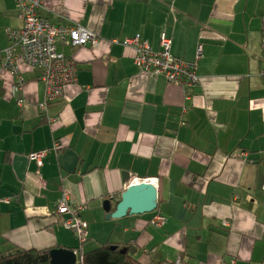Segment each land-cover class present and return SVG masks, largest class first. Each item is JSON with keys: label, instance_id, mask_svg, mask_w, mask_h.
I'll return each mask as SVG.
<instances>
[{"label": "crops", "instance_id": "0c3cea01", "mask_svg": "<svg viewBox=\"0 0 264 264\" xmlns=\"http://www.w3.org/2000/svg\"><path fill=\"white\" fill-rule=\"evenodd\" d=\"M39 16L98 44L62 50L78 71L49 106L52 127L39 71L19 62L21 88L0 71V253L75 251L56 214L67 193L83 206V253L109 244L138 264H264V0H47ZM21 27L16 3L0 0V65L7 29ZM135 37L153 51L169 40L196 64L198 87L142 72L135 49L112 42ZM125 175L158 179L156 210L107 220L103 203L115 210Z\"/></svg>", "mask_w": 264, "mask_h": 264}, {"label": "built area", "instance_id": "2783aa9c", "mask_svg": "<svg viewBox=\"0 0 264 264\" xmlns=\"http://www.w3.org/2000/svg\"><path fill=\"white\" fill-rule=\"evenodd\" d=\"M20 12L22 27L18 30L7 29L10 45L3 52L0 71L11 72L21 88L24 80L18 70L19 62H24L36 71H39V81L43 84V101L39 105V112L44 114L48 126L56 122V119L48 115L49 106L63 97L64 87L75 83L77 78V66L73 58L63 53L64 48H79L87 45L98 44V36L92 31L80 25H51L39 16L47 0H13ZM135 49V65L144 73L154 76H164L172 84L183 88L195 89L200 80L197 75V67L194 62H185L170 53V42L161 39L160 50L153 51L147 43H142L138 37L123 41H112ZM261 49L264 52V17L261 20ZM200 58V49L197 59ZM264 80V70L259 73ZM186 97H189L186 95ZM21 105V101L19 102ZM57 151V144L52 146ZM48 150L32 153L30 159L39 162L44 158ZM246 153H240L242 158ZM157 184L158 179L130 178L126 181V188L131 184L139 183ZM264 190V187H263ZM82 205H73L67 193L57 202L56 214L63 217L62 224L66 230L71 231L78 239L79 244L86 242L87 224L80 218ZM163 217L155 214L149 224L155 228H161ZM228 226V222H223ZM174 264H181L180 259ZM231 264H235L234 261Z\"/></svg>", "mask_w": 264, "mask_h": 264}, {"label": "water", "instance_id": "95a60500", "mask_svg": "<svg viewBox=\"0 0 264 264\" xmlns=\"http://www.w3.org/2000/svg\"><path fill=\"white\" fill-rule=\"evenodd\" d=\"M128 180V175H125ZM157 207V189L151 183L131 184L121 194L120 202L115 210L111 211L109 201L103 203V210L106 213L105 218L121 219L126 216H141L152 213ZM115 249L116 246H112ZM125 253V250H121ZM50 264H76V253L69 249H52L49 252Z\"/></svg>", "mask_w": 264, "mask_h": 264}, {"label": "trees", "instance_id": "16d2710c", "mask_svg": "<svg viewBox=\"0 0 264 264\" xmlns=\"http://www.w3.org/2000/svg\"><path fill=\"white\" fill-rule=\"evenodd\" d=\"M182 60L188 62L184 59ZM160 77L164 78V76ZM39 113L46 120L44 114H42L41 112ZM76 240L79 244L77 237ZM80 246L82 247L83 244H79L78 248L74 251L77 256L76 264H138V262L129 254V251L121 246L112 249V246H110L109 244H103L85 253L81 252ZM123 249L125 250V253L120 252ZM50 251L51 250H21L12 248L11 251L0 253V264H50Z\"/></svg>", "mask_w": 264, "mask_h": 264}]
</instances>
